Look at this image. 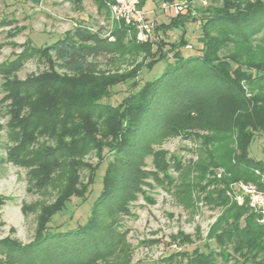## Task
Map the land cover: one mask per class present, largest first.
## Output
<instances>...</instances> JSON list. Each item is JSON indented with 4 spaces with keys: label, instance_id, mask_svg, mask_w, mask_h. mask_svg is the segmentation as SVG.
<instances>
[{
    "label": "trees",
    "instance_id": "trees-1",
    "mask_svg": "<svg viewBox=\"0 0 264 264\" xmlns=\"http://www.w3.org/2000/svg\"><path fill=\"white\" fill-rule=\"evenodd\" d=\"M173 1L162 0L163 3ZM221 1L220 5L199 12L202 47L194 56L180 54L179 48L187 46L182 39L164 50L168 44L162 40L155 44H141L126 39L123 25L113 29L114 40L110 41L102 34L101 28L93 30L78 22L71 32L63 34L51 45L26 47L14 60L0 65V75L13 73L25 58L31 56L27 52H43L53 57L61 71L88 76L95 72L99 60L123 55L132 49L148 53L151 59L144 65L148 69L167 58L169 53L173 58L160 75L140 87L136 81L138 72L106 85L81 83L76 96L71 92L76 88L70 86L68 92L69 84L62 79L55 83L51 82L54 79H33L9 87L8 100L21 116L17 125L21 130L31 126L45 132L64 131L69 120L77 117L78 123L75 122L73 131L79 134L67 140L61 137L54 147L46 148L35 158L34 165L45 183L53 182L69 168L74 170V160L80 158L89 145H96L99 150L91 183L106 153L111 156L105 165L101 190L82 224L64 231H56L50 225L72 197L80 196L73 190L63 191L53 207L46 206L43 210L40 230L29 244L24 246L9 238L0 239V264H78L85 257L108 249L118 237L114 226L108 222L109 215L120 211L125 201L135 195L145 172V156L150 154L153 160L154 156L162 155L149 149V141H157L179 130L192 135L206 133L203 143L213 150L207 158L210 157L213 167L221 168L225 175V179L219 182L221 185L224 182L225 186L228 182H244L261 186L254 170L264 171V163L253 160L248 148L255 135L264 131V35L255 38L264 33V0ZM105 2L96 3L99 12L106 11ZM142 3L139 0V6ZM184 13L172 18L170 25L178 28L185 21L195 19ZM158 28L167 27L161 24ZM255 41L258 44L254 46ZM228 46L235 48L239 52L238 58L242 57L244 61L219 59L220 50ZM130 80L135 90L115 106L102 102L109 96L103 95L102 91L85 102L73 99L83 97L85 87L111 93L113 86ZM207 103L212 105L208 112L204 109ZM206 116L210 119L207 120ZM19 147H22L21 141ZM159 160H155V168ZM223 192H215L216 202L222 201ZM87 194L80 199L84 200ZM227 201L225 196V205ZM4 202L0 196V208ZM26 210V206H22V213L25 214ZM104 216L105 220L102 219ZM219 220V223L232 220L237 224L242 220L243 226L235 228L229 236L235 238L237 248L243 254L264 234V223H259L258 215L246 205L228 204Z\"/></svg>",
    "mask_w": 264,
    "mask_h": 264
},
{
    "label": "rangeland",
    "instance_id": "rangeland-1",
    "mask_svg": "<svg viewBox=\"0 0 264 264\" xmlns=\"http://www.w3.org/2000/svg\"><path fill=\"white\" fill-rule=\"evenodd\" d=\"M100 1L0 0V65L14 60L26 47L43 48L51 45L63 34L71 32L78 22L85 23L93 30L102 24L109 25L106 13L97 12ZM142 1L140 7L146 19L156 22L157 27L161 24L167 27L157 29L160 41L168 44L163 49L167 50L169 44L179 43L182 39L189 46L179 48L183 57L199 54L202 47L199 12L222 2L185 0L187 9L184 14L195 19L175 28L170 25L175 16L162 11V0ZM263 35L262 32L255 38ZM256 44V41L252 43L254 46ZM27 54L31 56L21 62L19 69L0 75V196L5 199L0 208V239L9 238L24 246L40 230L45 207H53L63 191L73 190L83 196L90 190L84 200L80 196L72 197L64 211L54 216L50 223L52 228L64 231L85 221L101 190L103 172L111 155L103 149L107 153L95 173L93 183L90 182L91 175L99 160L96 145H89L84 154L74 160V170L69 168L53 182L45 183L38 167L34 165L35 158L46 148L54 147L61 137L67 140L79 134L73 131L77 117L69 120L64 131L45 132L34 130L31 126L21 130L17 126L21 116L11 100H8L9 87L16 82L33 79H54L52 83L62 79L69 84L68 89L66 86L68 92L70 86L76 88L74 92L71 91L76 96L81 83L106 85L107 82H116L137 72L136 81L140 87L160 75L165 66L173 62L169 53L167 58L148 69L144 67L151 59L148 53L132 49L123 55L99 60L95 72L87 76L61 71L49 54L32 51ZM217 56L219 59H235L239 57V52L228 46L221 49ZM238 60L244 61V58ZM131 83V80L119 83L112 87L111 93L96 87H85L84 96L73 99L85 102L88 97L93 96V99L102 91L103 95L109 94L102 102L115 106L135 90ZM211 108L212 105L207 103L204 109L208 112ZM26 112L27 109L23 113ZM206 119L210 118L206 116ZM205 135V132L192 135L179 130L157 141H149V149L162 155H153V160L150 154L145 156V172L135 195L125 201L120 211L109 215L108 222L114 226L115 235L118 236L114 239L116 243L100 254L85 257L78 264H264V234L243 254L237 248L239 245L235 238L229 236L235 228L243 226L242 220L239 224L232 220L219 223L225 208L233 202L226 195L232 182L226 186L225 182L223 185L219 183L225 179V175L221 168L213 167L210 157L207 158L213 150L203 143ZM248 153L253 160L264 163V131L255 135ZM158 158L159 164L155 168L154 162ZM162 158L165 159L162 161ZM218 190H224L221 202L218 199L216 202L214 198ZM225 196L228 198L227 205ZM22 206L27 208L25 214L21 211ZM102 219L105 220V216Z\"/></svg>",
    "mask_w": 264,
    "mask_h": 264
},
{
    "label": "built area",
    "instance_id": "built-area-1",
    "mask_svg": "<svg viewBox=\"0 0 264 264\" xmlns=\"http://www.w3.org/2000/svg\"><path fill=\"white\" fill-rule=\"evenodd\" d=\"M105 5L109 25L102 24L99 28L110 41L114 40L113 29L120 25L126 28V36L136 43L155 44L160 41L156 22L146 19L139 0H106ZM161 6L164 13L171 12L176 16L187 9V2L174 0ZM254 173L259 178L260 187L253 183L235 182L229 185L226 195L237 205H246L258 215V222L264 223V171L254 170Z\"/></svg>",
    "mask_w": 264,
    "mask_h": 264
},
{
    "label": "crops",
    "instance_id": "crops-1",
    "mask_svg": "<svg viewBox=\"0 0 264 264\" xmlns=\"http://www.w3.org/2000/svg\"><path fill=\"white\" fill-rule=\"evenodd\" d=\"M97 12H99V11H97ZM102 12H104V11H100L99 13H102ZM105 13V12H104Z\"/></svg>",
    "mask_w": 264,
    "mask_h": 264
}]
</instances>
